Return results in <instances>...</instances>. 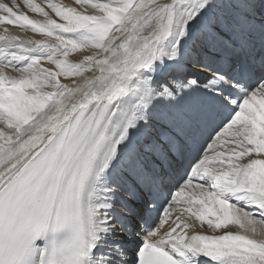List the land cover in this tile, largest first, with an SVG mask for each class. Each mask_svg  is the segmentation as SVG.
<instances>
[{
  "label": "snow or ice",
  "instance_id": "1",
  "mask_svg": "<svg viewBox=\"0 0 264 264\" xmlns=\"http://www.w3.org/2000/svg\"><path fill=\"white\" fill-rule=\"evenodd\" d=\"M74 2H0V264H264V0Z\"/></svg>",
  "mask_w": 264,
  "mask_h": 264
},
{
  "label": "bare ground",
  "instance_id": "2",
  "mask_svg": "<svg viewBox=\"0 0 264 264\" xmlns=\"http://www.w3.org/2000/svg\"><path fill=\"white\" fill-rule=\"evenodd\" d=\"M0 2H4V3H9L10 2V0H0ZM14 2L15 3H18L19 5H20V7H21V10H23V11H25V12H27V14L30 16V17H32V18H34V19H43V17H41V16H39L38 14H35V13H32V12H30L25 6H24V4H23V0H14ZM36 2L37 3H40L42 6H45V9H46V11H49V13L51 14V15H53V18H56L55 17V15L53 14V13H51V10L50 9H47V7H46V0H36ZM56 2H61V3H63V4H65V5H71V6H77V5H75V2H74V0H56ZM159 2L160 3H168V2H171V0H159ZM93 13V9H91V8H89L88 9V14H92ZM3 28H4V26H2V25H0V34H3ZM8 29H9V33L11 34V35H19L22 39H42L43 37L41 36V35H39V34H34V33H32L31 31H29V32H22V31H20L18 28H16L15 26H8ZM92 51H94V50H90V51H88V52H86V53H75V54H73L71 57H70V59L72 60V61H74V62H78L81 58H82V56L84 55V54H92ZM45 67H54V66H52V65H48V64H45L44 65ZM189 68H192L193 69V71H191V72H188L189 73V75H186L187 73H185V75H186V77H187V79L188 80H193V79H195V80H198L199 81V83L201 84V86L204 84V83H206V81H205V77L204 76H202V75H200V73H202V72H205V73H207V70L206 69H204L203 68V66H200V65H195L193 62H191V61H189V63H188V65H187ZM192 73V74H191ZM12 75H16V73H11ZM87 75H90V74H87ZM207 75H211V73H207ZM194 76H198V77H194ZM169 79L171 80V77H169ZM61 81H62V83H70V80L69 79H66V78H61ZM193 87H195V86H193ZM187 91H191V89H186ZM196 93H193L192 94V99H194L195 97H196ZM126 179V178H125ZM119 183H124V180H119ZM113 187H116L117 188V190H118V192H119V194L121 195V196H123L125 199H131V196H130V194H129V192L128 191H126V188H128L129 187V184H124V187H118V185H113ZM176 189H172V191L174 192ZM161 211V210H160ZM154 215L156 214V213H153ZM162 216H163V210H162ZM195 231H203V232H205V233H207V234H212L211 232H210V230L205 226L203 229H201V228H199V227H197L196 229H194ZM229 230H231V231H237L238 229L237 228H235V227H230V229ZM191 234V233H190ZM127 247H128V257H129V259L131 260L132 259V256H133V253H135V247H136V244L134 243V242H132V243H128L127 244Z\"/></svg>",
  "mask_w": 264,
  "mask_h": 264
},
{
  "label": "rangeland",
  "instance_id": "3",
  "mask_svg": "<svg viewBox=\"0 0 264 264\" xmlns=\"http://www.w3.org/2000/svg\"><path fill=\"white\" fill-rule=\"evenodd\" d=\"M191 74H192V73H191ZM186 75H189V73H187ZM194 77H198V76H194ZM205 81H206V80H205ZM164 207L166 208L167 206L165 205ZM162 210H163V209H161V211L159 212V215H160V216H162ZM134 257H135V253H134V255L132 256V259H134ZM132 259H131V260H132Z\"/></svg>",
  "mask_w": 264,
  "mask_h": 264
}]
</instances>
